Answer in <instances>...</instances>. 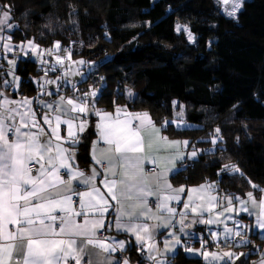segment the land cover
Returning a JSON list of instances; mask_svg holds the SVG:
<instances>
[{"label":"snow or ice","instance_id":"obj_1","mask_svg":"<svg viewBox=\"0 0 264 264\" xmlns=\"http://www.w3.org/2000/svg\"><path fill=\"white\" fill-rule=\"evenodd\" d=\"M218 3L232 18L242 6L241 0ZM12 8L9 4L0 8V44L5 58L13 50L12 36L3 34L13 27ZM184 32L191 42L186 26ZM16 47L41 57V65L49 63L44 56H51L55 61L51 71L57 65L64 69L65 56L59 54V41L50 49H39L32 40ZM62 51L70 58L71 48ZM85 63L71 61L68 70L55 80L47 79L46 69L36 81L37 96L13 99L6 89H18L20 78L14 74L16 60H8L12 79L4 80L0 88V264H130L127 258L116 261L113 256L118 250H127L130 240L117 239L122 235L134 238L136 251L146 254L151 264H166L158 257L174 253L181 245V236L173 229L179 226V233L187 236L185 229L197 222L224 225L222 231L209 228L217 248L220 239L230 247L246 245L242 229L248 226L233 220L234 227H228L225 220L232 217L225 213L255 216V227L264 231V189H258L251 180L249 185L261 191L258 201L253 191L246 193L247 199L220 195L215 181L192 187L173 186L171 176L186 171V161H194L202 150L193 145L187 151L189 140L164 135L167 120L157 126L147 111H129L115 101L112 111L97 108L100 92L91 88L82 95L62 94L59 82L72 83L67 79L71 65ZM71 74L81 73L76 69ZM49 84L57 86L55 100L43 98L52 95L46 91ZM72 87L75 92V85ZM125 94L134 95L130 89ZM171 103L175 109L177 101ZM179 109L174 111L171 124L183 130L184 106ZM92 114L97 117L96 138L89 149L91 165L84 170L77 163V154L88 140V117ZM214 132L211 143L215 146L220 129ZM180 165L185 167L181 169ZM224 172L243 175L235 164L223 165ZM180 203L183 207L178 209ZM161 229L168 230L162 249L157 243ZM113 230L116 235L110 234ZM200 243L199 249L185 245V252L202 256L205 264L234 260L232 252L208 251L207 241L201 239ZM259 264H264V258Z\"/></svg>","mask_w":264,"mask_h":264},{"label":"trees","instance_id":"obj_2","mask_svg":"<svg viewBox=\"0 0 264 264\" xmlns=\"http://www.w3.org/2000/svg\"><path fill=\"white\" fill-rule=\"evenodd\" d=\"M5 4L13 6L14 44L32 40L50 49L59 41L64 53L69 40L77 41L70 58L90 68L75 92L98 90L97 107L110 110L115 101L147 111L161 125L184 106L185 122L196 127L168 124L164 135L187 139L202 152L172 175V184L215 181L219 192L240 197L254 190L249 180L264 188V0L244 1L235 19L219 14L214 0H0V8ZM178 22L187 25L193 44L178 36ZM16 73L21 88L33 91L29 79L39 74L37 63L21 61ZM127 86L134 96L124 100ZM214 128L222 146L205 152ZM85 153L81 146L78 158ZM225 164L243 175L221 173ZM173 261L204 264L181 252Z\"/></svg>","mask_w":264,"mask_h":264},{"label":"crops","instance_id":"obj_3","mask_svg":"<svg viewBox=\"0 0 264 264\" xmlns=\"http://www.w3.org/2000/svg\"><path fill=\"white\" fill-rule=\"evenodd\" d=\"M9 32L10 31L8 29H5L3 34L4 35H9ZM20 44H14L12 42L13 50L6 54V58H5V54L3 53V45L0 44V88L3 87V81L4 80L11 81V79H12V77L8 75V72H9L8 60H11V59H15L16 60L14 74L16 76H18L17 73H16V69L19 66V63L21 61L30 60L29 56L30 55L32 56V52L30 50L21 51V49L19 47H16V45H20ZM23 44H26V43H23ZM38 51H39V49H38ZM22 55L26 56V58L24 57L25 60L20 59ZM50 59L52 60V58H50ZM52 66H53L52 64H48L44 68L43 67L41 68L37 64V71H39V74L37 76H33L32 78L29 79V82H30V84L32 86L31 88L33 89V91L27 90L25 88H21V78H20V76H18L20 78L18 89H16L14 91L12 88H8V89H6V91L11 95V98H13V99H17V98H21L22 99L24 97H27V98L31 99V98L37 96V94H38V85H37L36 81L39 80L40 77L44 76L46 69H49L47 79L55 80L57 78V76L62 75L61 72L59 71V69H57L58 67H56L55 71H51L50 69L52 68ZM71 72H75V69H74V71L71 70L70 71V75L67 77V79L71 80L72 83L68 84L65 81H64L65 83L61 81L60 91L65 96H67V95H82V94L74 92L73 89H72L73 88L72 86L76 85V83H78V81L80 80V77L77 78V75L74 77V74H71ZM81 74L84 75L85 72H83ZM46 91L52 93V95L48 96V95H43L42 94L44 99H46V100H55L57 98L56 93H57L58 89H57V86L55 84H49L48 86H46ZM17 92H18V96L16 94ZM97 108H100V107H97ZM112 110L113 109H110L108 111H112ZM88 119H89V128H88V131L86 132V135L88 136V140L85 142L84 145H81V146H85L86 147V153H85V156L83 155L82 158H78V160H77V163H78L79 167L81 169H84V170L89 169V167L91 165V157H90V154H89V149H90L91 141L96 138L95 137V123L97 121V117L94 114H92V115H90L88 117ZM41 123L43 124L42 120H41ZM157 126H160V125H157ZM61 127L64 128L65 126L62 125ZM61 134L63 135L64 132H62ZM170 139H174V138H170ZM179 140H182V139H179ZM190 149H192V148H190L188 146L187 150H190ZM79 153H80V148H79V151H78L77 155H79ZM85 159H87V160H85ZM147 167L151 168L152 166L148 165ZM180 167L182 168L183 165H180ZM170 182H171V178H170ZM180 185H182V184H177V185L173 184V186H175V187H178ZM188 187H192V186H188ZM258 189H260V188H258ZM258 189H254L253 190L254 196L257 199V201L259 200V198L261 196V191H259ZM217 191H218V189H217ZM219 194L220 195H225V194H223L221 192H219ZM186 195H187V193L185 192L183 194V196L186 197ZM244 197H245V195L242 196L241 198H244ZM150 199H152V198H150ZM176 206H177L178 209L183 207L182 203L177 204ZM205 216H207V213H205ZM232 216H234V215H232ZM189 217L191 218V213H189ZM238 217H239L240 220H242V222H241L242 224L248 226L246 231L248 233L249 242H248L247 245H243V246L239 247V248H245V251H248V254H249L245 258V260L242 262V264H259L261 259L264 258V242L261 241L262 239H264V231H262V230L258 229L257 227H255V216H249L247 213L242 212ZM222 219H223V217H222ZM189 222H190V220H189ZM227 223L228 222H226V220H225V224L226 225H227ZM223 227H224V225H211V226H209V225H204V224H200V223L197 222L195 224H192V226L190 228H186L185 229V232L187 233V236H185V235L179 233V226H177L173 230L176 231L181 236V245L177 246V248H176L177 250L175 251L176 254L178 252H181V253H183L184 256H186L188 258H192V259H200L202 261V263L205 264L202 256L186 253L185 250H184V246L186 245L188 247L199 249L201 247V243H200L201 239H204V240L207 241V243L205 245L206 249L208 251H214L212 249V248H214V246H212L213 244H211V236H210L209 228H211V230L214 231L215 229L216 230L217 229H223ZM167 231L168 230H166V229H161L160 230L161 234L157 235V243H158V246L161 249L163 248V240H164L165 236L167 235ZM110 234L111 235H116L114 230ZM117 239H129L130 243H129V245L126 246L127 247L126 251L120 252L118 250L116 253H114L113 254L114 259L116 261H122L123 259L127 258L129 260L130 264H138L137 260H136V256L133 254V252L130 251V249L133 248V245H135V239L134 238H130L128 236H124V235L117 236ZM237 240H239V237L236 238V241ZM175 255H173V253H169V254L167 253L165 255V256H167V258L164 259L166 261V264L174 262L173 258L175 257ZM163 258L164 257H158V259H163ZM141 264H151V262L147 261V259L145 258V260ZM228 264H232V261L229 260Z\"/></svg>","mask_w":264,"mask_h":264},{"label":"rangeland","instance_id":"obj_4","mask_svg":"<svg viewBox=\"0 0 264 264\" xmlns=\"http://www.w3.org/2000/svg\"><path fill=\"white\" fill-rule=\"evenodd\" d=\"M215 1V7L217 8V10H218V13L219 14H222L224 17H226V18H228V19H235L236 18V16H237V14L239 13V11L241 10V8H242V6H241V8L237 11V13H236V16H235V18H232V17H229V16H227L226 14H225V12H224V10H223V8H222V6L218 3V0H214ZM244 1H246V0H241V3L243 4V2ZM13 15V11L11 12V16ZM13 17V16H12ZM177 25H179L180 26V30L179 31H177ZM177 25H176V32H177V34H178V36L181 38V40H184V41H186L187 43H189V44H193L194 43V40H195V38H194V36L192 35V41L190 42L189 41V39H188V33H185L184 32V27L186 26L187 27V25L185 24V23H183V22H178L177 23ZM188 28V27H187ZM12 29V28H11ZM11 29H8L9 31H11ZM188 31H189V28H188ZM69 42H72L73 43V48H75V46L77 45V41H75V40H72V41H68L67 42V44H66V46L68 45V43ZM21 44H23V43H21ZM66 46L64 47V48H66ZM63 48V49H64ZM73 48H72V50H73ZM59 54L61 55V56H65V60H64V69L63 70H68V65L70 64V62L71 61H75V60H71V58H69L68 56H67V54H65V53H62V52H59ZM26 58V56L25 55H22L21 56V58L20 59H23V60H25V58ZM19 58V57H18ZM50 58H52L51 56H44L43 57V59H47L48 61H49V63L48 64H55V61L53 60V58H52V60L50 59ZM29 59L31 60V61H33V62H36L37 64H38V66H40L41 68L43 67H45V66H47V65H41V63L39 62L40 61V59H41V57H38V56H29ZM78 61V60H77ZM56 67H58L57 69H59V71L61 72V74H62V72H63V70L61 69V67L59 66V65H57ZM85 68V69H84ZM89 68L90 67H88V66H85V64H72L71 65V70H73L74 71V69L76 70V69H79L80 70V72L81 73H83V72H87L88 70H89ZM14 70H15V67H14ZM70 70V71H71ZM76 75H74V77H75ZM84 76H85V74L83 75V74H80V75H77V78H79L80 77V79H83L84 78ZM43 77V76H42ZM41 78V77H40ZM39 78V79H40ZM62 82H64V81H62ZM65 83V82H64ZM59 84H61V81L59 82ZM48 86V85H47ZM127 89H130L131 91H132V87H129V86H127V88H126V90ZM96 90V89H95ZM126 90L125 91H123L122 92V95H123V98H124V100H127V99H129V98H132V97H128V96H126ZM89 91V90H88ZM87 91V92H88ZM133 92V91H132ZM134 96V95H133ZM178 105V104H177ZM180 106V105H179ZM179 106H178V108H177V110H176V112H179ZM173 118V117H172ZM229 118H228V121H226V122H228L229 123ZM224 123H225V121H224ZM169 124H171V121H169ZM185 124H186V127L185 128H195L196 127V125H193V124H189V123H187V122H185ZM174 127H175V125H173ZM216 128H214L213 130H211V134L212 135H214L215 134V132H214V130H215ZM221 136V135H220ZM218 141H222V139H221V137H220V139L218 140ZM218 143V142H217ZM222 145H210L208 148H206L205 149V152H213V151H215L216 149H217V147H221ZM192 149H190V150H187V151H191ZM202 152V151H201ZM200 152V153H201ZM209 183H212V182H209ZM261 189H264V188H261ZM243 199H247V197H246V195H245V197L243 198ZM224 206L226 207L227 206V201L225 200L224 201ZM219 210V209H218ZM242 212H240L238 215L235 213V212H233V213H231V214H229V213H225V216H229V215H231V217H232V219H228V220H226V222H228L227 223V226L228 227H234V225H233V220H237V221H240V222H242V220H240L239 219V215L241 214ZM232 215H234V216H232ZM236 215V216H235ZM254 227V226H253ZM252 227V228H253ZM248 228V227H247ZM247 228H244V229H242V231L244 232V234H245V236H246V238H247V244H248V242H249V239H248V233H247ZM223 229H215L214 231H222ZM252 230V229H251ZM255 231V230H254ZM238 241V240H237ZM218 243L220 244V248H217L216 247V245L213 243V241H212V239H211V244H213L212 246H214V248H212L214 251H217V252H223V251H230V252H232L233 254H234V260H230V261H232V264H242V262L245 260V258L247 257V255H249L248 254V251H245V248H239L240 246H228V245H226L225 243H224V241H223V239H220V240H218ZM236 243V241H233V244H235ZM246 244V245H247ZM226 245V246H225ZM243 246V245H242ZM177 249H175V251H176ZM248 250V249H247ZM169 254V253H168ZM176 254V252H174L173 253V255H175ZM183 254V253H182ZM190 254V253H189ZM168 256V255H167ZM167 256H165L163 259H166L167 258ZM170 264V263H169Z\"/></svg>","mask_w":264,"mask_h":264},{"label":"built area","instance_id":"obj_5","mask_svg":"<svg viewBox=\"0 0 264 264\" xmlns=\"http://www.w3.org/2000/svg\"><path fill=\"white\" fill-rule=\"evenodd\" d=\"M66 48H71V51H72V48H73V43L72 42H69L68 45L66 46ZM153 207H154V202H153ZM133 249L134 251L136 252L137 256H138V260L139 261H144L145 258H146V254L145 255H141L139 252L136 251V246L133 245Z\"/></svg>","mask_w":264,"mask_h":264}]
</instances>
